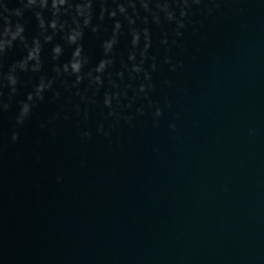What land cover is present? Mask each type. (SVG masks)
<instances>
[{"label":"water","instance_id":"1","mask_svg":"<svg viewBox=\"0 0 264 264\" xmlns=\"http://www.w3.org/2000/svg\"><path fill=\"white\" fill-rule=\"evenodd\" d=\"M4 3L9 10L23 8L18 0ZM173 11L171 24L163 11L160 26L148 17L150 55L157 63L149 97L162 115L154 117L155 107L138 99L124 113L134 117L131 123L111 128L103 97L108 72L119 83L121 58L131 66L127 22L118 13L102 22L94 17L84 29L89 62L77 89L75 78L63 73L75 46L59 32L43 44L33 11L25 10L24 35L29 47L41 39L42 70L33 73L34 62L28 72L16 69L17 94L0 116V264H264V0H201L186 16ZM43 15L47 29L51 16L47 10ZM62 19L71 24L70 17ZM117 20L124 34L115 64L102 74V86L89 89L87 74L94 78L99 61L113 58L104 56L101 44ZM181 21L186 26L177 37ZM135 26L144 27L140 20ZM56 44L63 49L59 60L52 59ZM26 55L15 42L2 71ZM150 64L144 67L150 70ZM42 78L53 81L52 89L43 101L34 97L31 116L16 126L21 102L29 103L27 95ZM97 87L96 104L84 120V104L80 116L72 110L80 104L75 93L92 96ZM4 91L7 103L10 89ZM141 107L142 116L136 114ZM57 114L61 118L53 120ZM100 124L109 135L98 133ZM88 131L90 138L80 135Z\"/></svg>","mask_w":264,"mask_h":264},{"label":"clouds","instance_id":"2","mask_svg":"<svg viewBox=\"0 0 264 264\" xmlns=\"http://www.w3.org/2000/svg\"><path fill=\"white\" fill-rule=\"evenodd\" d=\"M23 8H16L9 10L7 4H0V116L7 113L11 104L12 96L17 94L18 85L20 84L19 77L16 74V69L19 68L22 72H28V65L30 62H34V66L31 68L33 73H39L42 70V51L43 46L41 39L36 38L31 42V47H29L25 38V27L21 23L24 18L25 10H32L35 20L38 22V28L41 31L43 37V44H51L54 36L57 32L63 33V40L68 46H75L72 52L71 59L68 63L63 65V73L70 75L75 78L72 87L79 89V85L84 81L85 77L82 74V69L89 60L86 55H84V47L81 43L84 38V29H88L92 26L94 17H97L99 21H104L107 17L108 19H116L117 14L127 22L128 35L131 36V49L128 55V61L131 62V66L125 63L123 58H121V70L116 72L115 75L119 79V83L113 79L112 72H108L107 79L109 81V88L105 91L103 97V109L107 110L105 119L113 121L110 125L111 128H115L120 121L126 123H131L134 119L131 115H125L126 110H130L132 105L138 100L143 99L149 102L150 106L155 107L154 117H160L162 111L158 105H152L149 97V93L154 90V85L152 83V73L157 71L156 57L150 55V49L152 47V33L150 27L148 26V17H152V23L157 26L161 25V20L159 18L158 12L163 11L165 13L164 19L171 24L175 19V11L177 9L180 11L181 16L187 15V10L191 4L199 5L201 0H166L163 7L161 6V0H51V8L49 9V0H39L38 7L39 11H36L38 0H27L24 4V0H18ZM152 4L154 7H150ZM98 5V10H97ZM109 5H114L110 8ZM139 6V9H138ZM63 9V11H62ZM47 10L50 13L51 19L47 23V29L52 30V35H47V29L45 28V17L43 12ZM142 10L145 15L140 16L139 12ZM62 17H70L71 24L68 20L62 19ZM140 20L144 27H136V21ZM184 22H178L175 29V35L177 37L182 36L180 29L185 28ZM100 30L99 25L91 27V31L96 33ZM122 23L117 20L115 23L114 31L111 37L103 41L101 44L103 54L105 57L101 59L98 65L95 67V73L97 75L93 78L92 73L89 72L87 75L89 77L88 88L91 89L95 86H102L103 79L102 74H104L109 68H112L115 64V53L114 49L119 43V37L123 35ZM166 36V34H165ZM141 37H143V46L141 47ZM19 41L27 50L26 58L22 61L12 65L7 74L2 71L3 68V57L7 50L13 48L14 43ZM173 44L176 43L174 40ZM160 44L167 47L168 40L162 39ZM63 52L60 44H56L51 49L52 59L59 60ZM139 56V60L137 57ZM151 61L150 70L146 69L144 65ZM164 64H171V60L165 57ZM170 71H175V65L169 68ZM54 71L57 75L60 74V69L55 68ZM128 73V82L125 83L124 73ZM139 80L138 86H134L135 82ZM53 86V81L49 80L47 83L42 78L39 84L35 87L34 95L29 93L27 95V101L29 103L21 102L18 110V114L15 118V124L18 127H22L26 120L31 116L32 109L36 107L34 97L36 101H43L44 96L42 95L46 90H51ZM10 89L8 93V102H4L5 89ZM99 88L97 87L93 91L92 96H86L80 93L79 90L75 95L80 97V104L73 105V111L80 116L81 114V104H84L83 118L84 120L89 119L91 108L89 105H95V96L98 93ZM129 92L132 95H129ZM54 95L59 97L60 93L55 92ZM137 115H143V108L136 109ZM60 115L57 114L53 117V120L60 119ZM64 120L69 119V116L65 114L63 116ZM45 127V125H41ZM98 133H102L105 136L109 135V132L104 131V125L100 124L97 127ZM81 136L90 138L91 132H81ZM19 139V133L13 131L11 136L12 142H17Z\"/></svg>","mask_w":264,"mask_h":264}]
</instances>
